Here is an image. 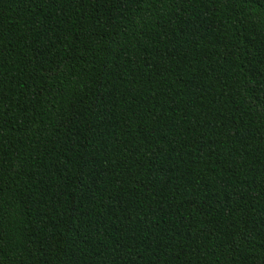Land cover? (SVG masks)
<instances>
[{"label":"trees","instance_id":"obj_1","mask_svg":"<svg viewBox=\"0 0 264 264\" xmlns=\"http://www.w3.org/2000/svg\"><path fill=\"white\" fill-rule=\"evenodd\" d=\"M0 264H264V0H0Z\"/></svg>","mask_w":264,"mask_h":264}]
</instances>
